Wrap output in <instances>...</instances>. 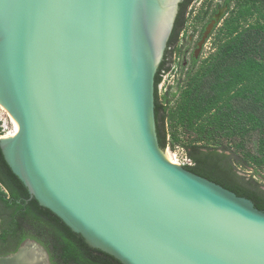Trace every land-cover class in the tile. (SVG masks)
Returning a JSON list of instances; mask_svg holds the SVG:
<instances>
[{
    "label": "water",
    "instance_id": "95a60500",
    "mask_svg": "<svg viewBox=\"0 0 264 264\" xmlns=\"http://www.w3.org/2000/svg\"><path fill=\"white\" fill-rule=\"evenodd\" d=\"M181 0H0V148L30 197L122 264H264V211L172 162L155 75ZM12 253L0 255L7 259Z\"/></svg>",
    "mask_w": 264,
    "mask_h": 264
},
{
    "label": "trees",
    "instance_id": "16d2710c",
    "mask_svg": "<svg viewBox=\"0 0 264 264\" xmlns=\"http://www.w3.org/2000/svg\"><path fill=\"white\" fill-rule=\"evenodd\" d=\"M193 0H181L163 60L155 75V120L160 146L165 150L168 121L179 126L182 142L193 164L184 166L251 199L264 211V186L254 175L264 166V21L241 29L253 12L264 19L258 0H238L218 32L217 50L204 59L181 90L179 102L169 108V98L159 94L163 73L172 64L185 15ZM229 1V0H228ZM221 36V37H220ZM225 39V40H224ZM259 52L260 55H255ZM197 59H193L192 67ZM192 69V68H191ZM0 120V136L3 135ZM257 139V153L249 144ZM177 139L176 135H174ZM252 169L251 175L245 171ZM0 255L15 252L26 238L38 241L51 264H122L90 247L55 213L30 197L12 172L0 148Z\"/></svg>",
    "mask_w": 264,
    "mask_h": 264
},
{
    "label": "rangeland",
    "instance_id": "374dc122",
    "mask_svg": "<svg viewBox=\"0 0 264 264\" xmlns=\"http://www.w3.org/2000/svg\"><path fill=\"white\" fill-rule=\"evenodd\" d=\"M240 2L238 0H229L228 9H226V0H193L188 7L185 23L176 44V50L173 52L171 67L163 73L158 87L162 98L168 96L169 108L175 107L179 102L181 90L185 86L189 70H191V74L194 73L200 63L213 54L217 50L219 43L223 42L217 35L219 29L225 19L229 17V11L234 6L237 7ZM263 21L264 19L258 12H253L248 18L241 21L240 31L247 28L248 25H256ZM255 55L260 54L256 52ZM193 59H197V64L194 67H192ZM0 120L3 131L14 128L12 116L2 106H0ZM166 126L169 144L165 151L168 153L169 158L173 159L172 162H178L181 165L193 164L182 147V142L187 140L182 129L175 124L172 126L169 121ZM174 135H176L177 139ZM256 136L258 135L252 137V142L249 144V147L255 153H257L256 146L258 143ZM252 171L250 168L245 172H247V175H251ZM259 172L260 174H256L254 177L264 186V166L259 169Z\"/></svg>",
    "mask_w": 264,
    "mask_h": 264
},
{
    "label": "bare ground",
    "instance_id": "6f19581e",
    "mask_svg": "<svg viewBox=\"0 0 264 264\" xmlns=\"http://www.w3.org/2000/svg\"><path fill=\"white\" fill-rule=\"evenodd\" d=\"M0 264H45L44 253L34 243H27L14 256L0 259Z\"/></svg>",
    "mask_w": 264,
    "mask_h": 264
},
{
    "label": "flooded vegetation",
    "instance_id": "af4514ba",
    "mask_svg": "<svg viewBox=\"0 0 264 264\" xmlns=\"http://www.w3.org/2000/svg\"><path fill=\"white\" fill-rule=\"evenodd\" d=\"M192 2H193V1H192ZM228 2H229V1L226 0V9H228ZM258 3L262 6V9H264V0H258ZM191 4H192V3H191ZM191 4H190V5H191ZM190 5H189V6H190ZM26 240H29V241H30V240H33V241H36L35 239H32V238H26L25 240H23V241L21 242V244H23ZM36 242H38V241H36ZM38 243H39V242H38ZM21 244H20V245H21ZM39 244H40V243H39ZM20 245H19V246H20ZM41 245H42V244H41ZM42 246H43V245H42ZM50 264H51V262H50Z\"/></svg>",
    "mask_w": 264,
    "mask_h": 264
}]
</instances>
